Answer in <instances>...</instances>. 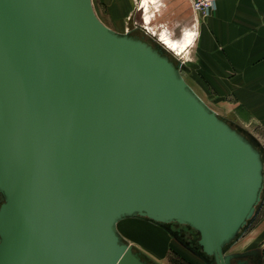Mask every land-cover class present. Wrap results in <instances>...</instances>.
Segmentation results:
<instances>
[{"label":"water","instance_id":"1","mask_svg":"<svg viewBox=\"0 0 264 264\" xmlns=\"http://www.w3.org/2000/svg\"><path fill=\"white\" fill-rule=\"evenodd\" d=\"M262 180L254 144L90 0H0V264H150L115 230L134 214L243 264L224 251Z\"/></svg>","mask_w":264,"mask_h":264},{"label":"crops","instance_id":"2","mask_svg":"<svg viewBox=\"0 0 264 264\" xmlns=\"http://www.w3.org/2000/svg\"><path fill=\"white\" fill-rule=\"evenodd\" d=\"M181 2L191 13L188 1ZM192 24L181 31H195L186 74L202 82L197 86L205 95L219 98L213 106L203 102L249 132L264 159V0H216L214 8ZM246 222L224 253L252 249L264 264V168L260 198Z\"/></svg>","mask_w":264,"mask_h":264},{"label":"rangeland","instance_id":"3","mask_svg":"<svg viewBox=\"0 0 264 264\" xmlns=\"http://www.w3.org/2000/svg\"><path fill=\"white\" fill-rule=\"evenodd\" d=\"M175 1L176 5L170 0H158L157 5L150 2L148 9L153 14L150 17L149 27H153L156 31H164L170 39L179 42L188 33H182V29L192 27L194 17L192 12L187 13L181 0ZM90 4L100 21L111 30L143 39L166 55L176 65L180 75L201 93L202 101L204 100L212 106L215 102V105L219 102L218 97L205 95L203 90L197 86L198 84L202 86L201 81L186 74L185 69L190 59L189 46L182 55L176 56L155 39L157 36L153 37L139 27V25H143L142 21H144L143 11L139 8L140 0H90ZM191 33L194 35L195 31H191ZM225 121L237 129L233 122L227 119ZM239 128L240 130H237L248 139L250 138L251 141L250 133ZM261 161L263 174L264 159L262 156ZM246 224L247 222L244 226ZM116 231L122 241L131 244L133 250L138 251L139 255L150 264H191L188 260L197 264H209L212 261L211 256L200 255L198 252L200 247L196 243L198 233L185 223L153 221L145 216L134 214L119 218L116 221Z\"/></svg>","mask_w":264,"mask_h":264},{"label":"bare ground","instance_id":"4","mask_svg":"<svg viewBox=\"0 0 264 264\" xmlns=\"http://www.w3.org/2000/svg\"><path fill=\"white\" fill-rule=\"evenodd\" d=\"M150 2L157 5L156 3H158V0H140V4H139L140 7L139 8H140V10L143 11L144 21H142L143 25H139V27H141L143 30H145L151 36H153V37L157 36V37H155V39H157V41H159L166 49L170 50L171 53H173L174 55H176V56L182 55L185 52V50L187 49V47L191 44L192 39H193V34L191 33V31H188L187 35L181 41L176 42L173 39H170L168 37V35L166 34V32L156 31L153 27H149L150 17L153 14L148 9V5ZM115 230H116V222H115ZM119 237H120V235H119Z\"/></svg>","mask_w":264,"mask_h":264},{"label":"built area","instance_id":"5","mask_svg":"<svg viewBox=\"0 0 264 264\" xmlns=\"http://www.w3.org/2000/svg\"><path fill=\"white\" fill-rule=\"evenodd\" d=\"M193 14L194 22L199 16L208 14L215 6L216 0H187Z\"/></svg>","mask_w":264,"mask_h":264},{"label":"flooded vegetation","instance_id":"6","mask_svg":"<svg viewBox=\"0 0 264 264\" xmlns=\"http://www.w3.org/2000/svg\"><path fill=\"white\" fill-rule=\"evenodd\" d=\"M239 259L243 261V264H259V258L257 257V255L250 254L246 256H241L239 257ZM229 263L232 264L231 261Z\"/></svg>","mask_w":264,"mask_h":264},{"label":"trees","instance_id":"7","mask_svg":"<svg viewBox=\"0 0 264 264\" xmlns=\"http://www.w3.org/2000/svg\"><path fill=\"white\" fill-rule=\"evenodd\" d=\"M237 129L240 130L239 127H237ZM237 129H236V130H237ZM239 130H238V131H239ZM249 139H250V138H249ZM251 141H252V143L254 144V146L258 149L257 144L254 142V140L252 139ZM261 156H262V155H261ZM198 252L200 253V255L202 254L203 256H209V255L203 254L200 250H198Z\"/></svg>","mask_w":264,"mask_h":264}]
</instances>
